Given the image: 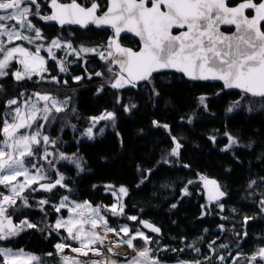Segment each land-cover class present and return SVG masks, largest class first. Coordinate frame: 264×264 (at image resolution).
Here are the masks:
<instances>
[{
    "label": "snow or ice",
    "instance_id": "snow-or-ice-1",
    "mask_svg": "<svg viewBox=\"0 0 264 264\" xmlns=\"http://www.w3.org/2000/svg\"><path fill=\"white\" fill-rule=\"evenodd\" d=\"M37 20L45 24L54 22L61 29L77 25L85 32L91 26L108 28L112 35L99 44H77L74 33L67 37L58 34L49 39L35 22ZM122 33L138 37L139 50L122 46ZM40 41L47 42V58L41 55L45 45ZM55 50H62L65 55L58 57ZM89 55H97L105 61L110 74L105 78L103 71L88 72L85 68L87 79L103 78L97 88L98 95L105 87L116 90L137 88L144 82L152 85L153 95L158 97L155 74L174 71L192 81H220L224 89L240 90V98L232 102L227 113L244 107L245 102L249 113L264 111V0H107L106 5L100 0H85V3L78 0H0V264H167L163 254L168 252L177 254L175 264H264V238L250 253L245 252L240 244L249 236L244 226L258 215L264 216V176H257L247 184L248 197L245 199L255 196L257 188L261 189L255 201L258 212L243 215L240 231L218 225L222 233H232L231 244L218 243L220 238L217 237L207 243V254L197 246L204 242V236L180 249L170 246L152 248L148 245H159V241L144 231L132 229L127 224H111L109 213L111 217L126 215L124 202L119 196L111 206H93L87 200L77 202L63 195L54 211L61 213L66 209L67 218L60 215L53 224L47 223L44 206L51 203L50 197L37 201L34 194H51L58 187L72 191L64 174L57 168V161H71L83 170L77 153L67 155L60 151L64 141L49 133L54 124L61 122V131L68 126L78 131L77 125L68 120L75 90L61 93L14 89L15 94L9 96L4 81L10 77L17 83L35 81L37 84L63 83L67 86L68 81L60 79V74H67L72 80L81 82L85 76L70 72L69 65L75 64L76 60H69V56L88 63L85 57ZM50 60L55 62L57 74H52ZM112 65L118 66L119 70L114 71ZM197 99L207 108L205 95ZM116 103H121L120 96H117ZM135 107L136 104L129 103L124 105V111L127 113ZM70 114L79 118L75 107H71ZM115 119L116 113L108 110L99 116L88 117L89 126L80 135L93 139V130L101 121ZM191 119L188 117L189 122ZM153 125L170 131L168 124L153 121ZM103 131L101 128L100 132ZM223 135L229 143L221 151H228L233 146L254 148L255 141L240 145L238 136L228 131ZM210 139L215 142L217 136ZM172 140L174 146L168 155L179 156L182 144L175 136ZM157 163L167 164L169 160L165 157ZM137 170L142 171L140 165ZM154 170L148 168L146 172L151 174ZM148 178L144 175L140 183ZM199 179L208 189V203L218 206L222 212L226 207L222 198L228 195L224 186L203 175ZM194 183V180L187 181L181 194L191 195L188 186ZM106 190L116 194L111 185ZM118 192L128 195L124 186L119 187ZM33 202L44 213L41 220L34 222L27 216L14 219L23 210L31 208ZM201 207L203 210L207 205ZM231 211L238 213L240 209L232 208ZM210 214L211 210L201 213L202 216ZM127 219L138 220L137 216H127ZM223 219L229 220L230 217L224 216ZM139 223L152 233L161 232L160 227L150 222L140 220ZM30 229L47 233L45 239L52 232L60 235L61 230L67 236L53 245V251L40 255L5 246ZM208 231V228L203 230L205 234ZM109 233L119 236L120 240L107 247V253L116 255L114 249L125 244L131 253H123L124 260L105 255L102 246L109 239ZM69 241H76L79 246H72ZM136 241H142L143 246H138ZM232 245H235V254ZM65 249L75 255L67 254ZM189 249L197 253V257L191 261L180 259V254ZM129 256L131 258H127Z\"/></svg>",
    "mask_w": 264,
    "mask_h": 264
},
{
    "label": "trees",
    "instance_id": "trees-1",
    "mask_svg": "<svg viewBox=\"0 0 264 264\" xmlns=\"http://www.w3.org/2000/svg\"><path fill=\"white\" fill-rule=\"evenodd\" d=\"M106 4L107 0H100ZM42 27L49 39L62 34L67 37L74 33L75 43L87 42L99 44L107 41L112 35L108 28H96L91 26L87 32L79 27L65 26L63 29L54 22L45 24L43 21H35ZM47 43L46 41H41ZM121 44L132 49L139 47L138 40L131 34L122 35ZM88 63L82 64L75 56H69V60H76L69 65L73 75H84L81 82H76L68 75L60 74V79L68 81L67 86L60 84L61 92L72 93L73 106L79 113V118L72 116L69 111L70 124L77 125L78 131L72 127H64L61 131L60 124H54L49 129L51 136H60L64 141L60 151L67 155L77 153L81 167L78 169L75 163L70 161H57V168L65 176V182L72 189L57 188L53 193H36L37 201L42 197H50L51 203L45 205L47 221L52 224L56 217L54 206L63 195H68L80 201H89L93 206H111L115 201L112 191L106 190L111 185L116 190V199L119 196L125 205V216L111 217L110 223L130 222L127 216H137L134 225H139L140 220H145L157 225L161 229L160 234H152L159 241V247L170 246L184 248L186 244L197 241L204 236V242L198 243L203 254H207V243L219 237L218 243H230L232 233L224 232L217 227L223 224L226 228L235 227L241 230L240 221L243 215H253L258 212L255 201L259 197L260 188L255 190V196L248 197L247 184L257 176H264V111H247L245 106L227 113L226 109L233 101L240 98L237 89L225 90L220 82L191 81L179 73L173 71L155 74L154 83L160 95L154 96L152 85L142 82L137 88L112 89L105 87L101 94H97V88L103 83V78L94 77L89 80L88 72L103 71L105 78L107 72L105 61L97 55H89ZM83 65V67L81 66ZM52 74H57L55 62L49 61ZM115 70L118 67L113 65ZM47 75V74H46ZM8 95L14 93V89H29L35 85L32 81L14 82L10 77L4 81ZM41 88H48L50 83L37 84ZM67 90H65V89ZM220 93L217 95V93ZM206 96L207 108L200 105L198 97ZM117 96L121 97V103H116ZM136 104L129 112L124 111V105ZM105 110L116 113L115 121H105L94 129V138L88 139L80 133L87 128L88 117L98 116ZM181 117L184 120H181ZM188 117H192L191 122ZM153 121L160 124H168L170 131L163 127H156ZM104 131L101 133L100 129ZM225 131L239 137L240 145H247L255 141L253 149L233 146L228 151H221L229 143L223 135ZM175 136L182 144L179 156H169L170 149L174 146L172 137ZM217 136L215 142L210 137ZM261 157L257 159V157ZM167 157L169 163H157ZM238 157V159H237ZM137 165L142 171L137 170ZM189 165L190 167H184ZM148 168L155 170L148 174ZM144 175L149 178L141 184ZM209 176L218 180L224 186L228 195L222 199L226 205L221 212L218 206L210 204L202 210V205L208 206L201 180L199 177ZM195 183L188 186L191 195L183 196L181 190L187 181ZM96 187H93V186ZM137 185H140L137 187ZM128 189V195L118 192L119 187ZM176 204V208L171 205ZM33 206L36 204L33 202ZM232 208H238V213H233ZM211 210L212 214L202 216V211ZM218 213V214H217ZM23 216L32 221H39L44 216L40 209L29 208L23 210ZM230 217L224 220L223 217ZM208 228V233L203 230ZM249 232L245 240L240 244L245 252H251L261 238H264V216L258 215L255 220L244 226ZM38 230H27L13 238L5 246L23 248L26 251L40 255L53 251V245L60 240V235L52 232L48 239ZM186 238V239H182ZM152 245V244H151ZM156 245V244H155ZM152 247V246H150ZM155 248V246H154ZM233 253L235 245H232ZM157 255H160L157 253ZM197 257V253L186 250L179 258L191 261ZM163 258L167 262H175L176 253H164Z\"/></svg>",
    "mask_w": 264,
    "mask_h": 264
},
{
    "label": "rangeland",
    "instance_id": "rangeland-1",
    "mask_svg": "<svg viewBox=\"0 0 264 264\" xmlns=\"http://www.w3.org/2000/svg\"><path fill=\"white\" fill-rule=\"evenodd\" d=\"M84 1V3H85V0H83ZM26 43V42H25ZM40 43H42L41 41H40ZM44 45H45V48L44 49H42L41 50V55H43V56H45L46 58H47V52H46V48H47V43L45 44V43H43ZM28 47H32V46H28ZM56 52H57V56L58 57H62V56H64L65 55V52L64 51H62V50H55ZM99 57V56H98ZM85 60L87 61L88 60V57H85ZM82 64H86L84 61H82ZM112 68H113V70L114 71H116L115 70V67L112 65ZM63 75H67V74H63ZM79 75V74H78ZM66 78H64V80H65ZM74 81V80H73ZM35 85H33L31 88H29V89H26V90H28V91H32L33 89H36V90H51V91H53V92H61L60 91V89H59V87H60V85H47V87L48 88H41V87H39L38 85H37V83H35V81H32ZM42 84V83H41ZM65 89V88H64ZM24 90V89H23ZM65 90H67V89H65ZM61 93H65V92H61ZM67 93H69V92H67ZM73 102H74V100H73ZM73 102H72V105L70 106V108H69V110H71V107L73 106ZM205 102H206V100H205ZM232 104V103H231ZM230 104V105H231ZM246 104H247V102H246ZM229 107V106H228ZM100 115V114H99ZM98 115V116H99ZM107 121H111V120H107ZM102 122H105V121H101L100 123H102ZM111 122H113V121H111ZM99 123V124H100ZM56 124H58V123H56ZM60 126H61V124H60ZM94 131V130H93ZM71 162V161H70ZM35 195V194H34ZM114 196H115V201L113 202V203H115L116 202V194H114ZM36 199V198H35ZM37 200V199H36ZM69 200H75V201H77V202H83V201H80V200H78V199H75V198H72V197H70L69 196ZM207 207H211V205L208 203V206ZM32 208H36V209H39L38 208V206L36 205V206H33V203H32ZM102 212H103V209H102ZM60 215H63L65 218H67V216H68V213H67V210L66 209H64V210H62V212L61 213H56V217H55V220L58 218V216H60ZM108 215H110V213L108 214ZM25 216H23L22 218H20V219H23ZM14 219H15V217H14ZM15 220H19V219H15ZM55 220H54V222H55ZM53 222V223H54ZM47 223H49L48 221H47ZM52 223V224H53ZM50 224V223H49ZM116 224H121V223H114V225H116ZM122 224H127L130 228H132V229H139V230H141V231H144L147 235H149L148 233H147V230L145 229V228H143L142 227V225L141 224H139V225H134V221H131L130 220V222H122ZM122 235V234H121ZM67 236V233L66 232H63V230H61V233H60V237L59 238H63V237H66ZM108 236H109V239L108 240H106L105 241V244L102 246V248H103V250H104V253H105V255H111L112 256V258L113 259H120V260H124L125 259V257L123 256V253H125L126 251L127 252H129V253H131V250L130 249H128L127 248V246L125 245V244H120L118 247H116L115 249H114V252H115V254L116 255H113V254H111V253H107V251H106V249H107V247H111L112 246V244L114 243V242H117V241H119L120 240V237L119 236H115V235H113V234H111V233H109L108 234ZM151 236V235H150ZM151 237H153V236H151ZM58 242V241H57ZM69 243L72 245V246H79L78 245V243L76 242V241H69ZM135 243H137V245L138 246H143V242L142 241H136ZM149 247L150 246H152V248H154V246H155V248L156 247H158L157 245H155V244H149L148 245ZM8 247H11V246H8ZM14 250H19V249H23V248H14V247H12ZM24 250V249H23ZM25 252H29V251H26V250H24ZM65 252L67 253V254H69V255H75L74 253H71L70 252V249H65ZM30 253H32V252H30ZM32 254H34V255H37V254H35V253H32ZM233 254H235V252L233 253ZM127 258H131V256H129V257H127ZM167 264H175V262H167Z\"/></svg>",
    "mask_w": 264,
    "mask_h": 264
},
{
    "label": "water",
    "instance_id": "water-1",
    "mask_svg": "<svg viewBox=\"0 0 264 264\" xmlns=\"http://www.w3.org/2000/svg\"><path fill=\"white\" fill-rule=\"evenodd\" d=\"M69 26H75V27H79V26H77V25H69ZM95 27V26H94ZM124 34H131V33H122V35H124ZM131 35H133V34H131ZM134 36V35H133ZM135 37V36H134ZM137 40H138V42H139V38L138 37H135ZM140 43V42H139ZM122 46H124V45H122ZM125 47H127V46H125ZM134 50V49H133ZM137 50H139V49H137ZM118 67V66H117ZM174 72V71H173ZM180 74V73H179ZM182 75V74H181ZM186 78V77H185ZM186 79H188V78H186ZM189 80V79H188ZM192 81V80H191ZM210 82H220V81H210ZM222 85H223V83L222 82H220ZM225 90H233V89H225ZM238 90V89H237ZM240 91V90H239ZM205 177H207V178H209V179H215V178H213V177H209V176H205ZM215 180H217V179H215ZM218 181V180H217ZM219 183V182H218ZM201 184H202V188H203V191H204V194H205V197H206V199L208 200V189H205V187H204V185H203V181H201ZM223 199V198H222ZM143 221H145V220H143ZM147 222H149V221H147ZM151 223V222H150ZM153 224V223H152ZM142 225V224H141ZM154 225V224H153ZM154 226H157V225H154ZM142 227H143V225H142ZM158 227V226H157ZM144 228V227H143ZM146 229V228H145ZM147 230V232H149V233H152V232H150V230L149 229H146ZM161 233V232H160ZM160 233H152V234H160Z\"/></svg>",
    "mask_w": 264,
    "mask_h": 264
},
{
    "label": "flooded vegetation",
    "instance_id": "flooded-vegetation-1",
    "mask_svg": "<svg viewBox=\"0 0 264 264\" xmlns=\"http://www.w3.org/2000/svg\"><path fill=\"white\" fill-rule=\"evenodd\" d=\"M78 2H81V3H84V1L83 0H78ZM107 4V3H106ZM105 4V5H106ZM51 23H53V22H51ZM222 30H225V31H230L229 29H222ZM128 47V46H127ZM139 47H140V43H139ZM139 47H137L136 49H134V50H137V49H139Z\"/></svg>",
    "mask_w": 264,
    "mask_h": 264
}]
</instances>
